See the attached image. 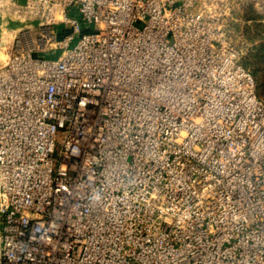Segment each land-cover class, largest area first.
<instances>
[{"label": "built area", "instance_id": "1", "mask_svg": "<svg viewBox=\"0 0 264 264\" xmlns=\"http://www.w3.org/2000/svg\"><path fill=\"white\" fill-rule=\"evenodd\" d=\"M233 9L0 0L32 24L0 40V264H264V101Z\"/></svg>", "mask_w": 264, "mask_h": 264}, {"label": "rangeland", "instance_id": "2", "mask_svg": "<svg viewBox=\"0 0 264 264\" xmlns=\"http://www.w3.org/2000/svg\"><path fill=\"white\" fill-rule=\"evenodd\" d=\"M75 17H78L74 13ZM73 16V15H72ZM3 27L0 28V40L10 41L12 31H7V27H13L16 32L18 27L32 25L29 23H16V19L3 13ZM21 29V30H22ZM58 33H65L64 25L55 27ZM227 30L232 41L243 52V64L249 68L255 77L264 80V0H234V9L230 16ZM36 30L31 31L33 38L36 37ZM14 35V33H13ZM256 77V78H257ZM264 100V88L260 93Z\"/></svg>", "mask_w": 264, "mask_h": 264}, {"label": "crops", "instance_id": "3", "mask_svg": "<svg viewBox=\"0 0 264 264\" xmlns=\"http://www.w3.org/2000/svg\"><path fill=\"white\" fill-rule=\"evenodd\" d=\"M19 3H23L24 0H16ZM7 14V13H6ZM3 14H0V28L3 27L4 23H3ZM17 23V22H16ZM22 23H20L19 25H21ZM30 24V23H29ZM28 27H30V25L24 26L23 29H27ZM15 30L13 27L8 26L7 27V31H12ZM15 32V31H14ZM1 39V38H0ZM45 53H39L38 56H45Z\"/></svg>", "mask_w": 264, "mask_h": 264}, {"label": "trees", "instance_id": "4", "mask_svg": "<svg viewBox=\"0 0 264 264\" xmlns=\"http://www.w3.org/2000/svg\"><path fill=\"white\" fill-rule=\"evenodd\" d=\"M242 64H243V61H242ZM243 66L244 67H246L244 64H243ZM247 68V67H246ZM247 69H249V68H247ZM250 70V69H249ZM251 71V70H250ZM251 73L253 74V76H254V78H255V81H256V86H257V93H258V96L261 98V96H260V93H261V90H262V88H264V80H262V79H259L258 77H257V75H256V77H255V74H256V72H255V74L251 71ZM262 99V98H261ZM263 100V99H262ZM264 101V100H263Z\"/></svg>", "mask_w": 264, "mask_h": 264}, {"label": "bare ground", "instance_id": "5", "mask_svg": "<svg viewBox=\"0 0 264 264\" xmlns=\"http://www.w3.org/2000/svg\"><path fill=\"white\" fill-rule=\"evenodd\" d=\"M21 29H22V27H18V28L16 29V32L18 33L19 31H21ZM2 42H4V41H2Z\"/></svg>", "mask_w": 264, "mask_h": 264}]
</instances>
